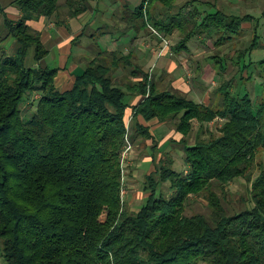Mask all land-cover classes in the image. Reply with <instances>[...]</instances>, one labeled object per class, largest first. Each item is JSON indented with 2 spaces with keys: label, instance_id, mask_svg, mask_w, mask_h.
<instances>
[{
  "label": "trees",
  "instance_id": "1",
  "mask_svg": "<svg viewBox=\"0 0 264 264\" xmlns=\"http://www.w3.org/2000/svg\"><path fill=\"white\" fill-rule=\"evenodd\" d=\"M61 1L13 0L16 19L0 2V43L14 42L13 54L0 44V258L5 264H264V166L256 163L264 151V103L231 94L228 82L218 90L224 92L221 109L160 89L121 45L84 57L72 85L59 89L66 62L43 63L49 49L30 22L55 16ZM89 1H64L67 15H83ZM199 2L187 1L172 15L175 0H142L120 18L121 34L130 32L136 41L152 31L158 40L184 33L172 47L177 53L198 34L217 33L220 44L245 22L258 21L201 10ZM257 34L246 52L257 46ZM118 70L127 73L122 81ZM139 118L174 120L187 166H162L157 181L147 175V195L136 211L123 200L122 157L137 136L153 139ZM217 118L223 121L219 134L202 137L204 126ZM195 122L196 141L188 144L184 137ZM237 178L250 183L251 201L232 211L213 189L224 192ZM162 182H169V194ZM203 193L209 213L188 214L190 196Z\"/></svg>",
  "mask_w": 264,
  "mask_h": 264
},
{
  "label": "rangeland",
  "instance_id": "2",
  "mask_svg": "<svg viewBox=\"0 0 264 264\" xmlns=\"http://www.w3.org/2000/svg\"><path fill=\"white\" fill-rule=\"evenodd\" d=\"M12 1L0 0L6 7L9 17L16 19L19 11L11 4ZM64 1L66 0L61 1L60 9L55 16L30 22L34 30L42 33L43 41L49 49V54L43 63L50 67L58 65L64 67L66 62L65 69L61 70L57 78L59 89L65 90L72 85L73 69L76 72L77 67L84 68L87 60L85 58H88L91 53L94 55L98 48L110 50L112 47L115 49L121 45L119 50L122 52L133 51L132 64L139 65L144 72L154 77L160 89L173 92L177 90L198 103L203 102L221 109L224 92L223 89L220 93L218 90L223 82H228L227 87L231 94H236L235 96L249 94L255 104L264 103V63H261V60H264V0H198L210 1L212 4L207 6L199 2L201 10L218 8L227 14H249L258 21L245 22L239 32L220 44H216L219 38L217 33L198 34L188 41V49L179 51V54L173 52L172 47L184 37V33L176 32L163 40H158L157 33L155 35L152 31L150 37H142L141 34V38L136 41L129 37L130 32L121 34L125 24L120 18L127 10L135 9L142 0H90L87 11L74 18L75 20L67 15L68 9ZM187 1L191 0H175V7L168 14L175 15L177 7ZM161 13L164 14L162 11ZM2 21L0 18V38L5 34ZM255 25H257L256 31ZM67 32L74 33L75 36L81 32L84 34L82 38L75 41V45H72L71 56L64 54L68 51V46L63 44L66 39L69 40ZM256 33H258L257 46L250 49V52H246ZM13 43V40L9 38L0 44L7 49V52L13 54ZM240 55L242 57L239 58ZM213 56L220 61L215 63ZM214 63L221 69L218 71L219 74L214 71ZM126 74L124 70H118L115 75L122 81ZM127 100H129L128 96ZM140 100L141 97L138 96L131 101L137 103ZM130 116L131 112L128 113V120L131 119ZM222 122V119L217 118L207 123L201 136L207 138L210 134H219L218 129ZM132 123L131 120L130 127ZM154 126L153 139L137 136L136 140L128 144L123 152L122 195L124 203L130 210L137 211L147 195L145 190L147 175L152 174L157 181L160 180L157 173L162 166H172L176 171H183L187 166L184 161L183 146L176 140L179 137L182 139L183 136L177 132L174 120H167L164 125L155 124ZM198 127V123L195 122L193 131L184 137L185 142L193 144L196 141ZM256 163L264 166V151L258 152ZM261 166H256V173ZM169 185V182L161 183L162 189L167 194L171 192ZM250 189L251 185L245 178H237L224 188V192L218 185L213 190L222 199L224 197L221 201H224L227 208L234 211L250 203ZM189 201L191 203L187 210L188 214L196 212L207 215L209 213L205 193L192 195ZM0 264H5L3 258H0Z\"/></svg>",
  "mask_w": 264,
  "mask_h": 264
},
{
  "label": "crops",
  "instance_id": "3",
  "mask_svg": "<svg viewBox=\"0 0 264 264\" xmlns=\"http://www.w3.org/2000/svg\"><path fill=\"white\" fill-rule=\"evenodd\" d=\"M73 20H75V19H73ZM73 22V21H72ZM68 25H69V22L67 23ZM70 24H71V22H70ZM245 24V23H244ZM244 24H243V27H244ZM65 28V27H64ZM76 28V27H75ZM67 34L69 35L68 36V39L69 40H65V42L63 43V44H65V46L67 45L68 46V51H67V53L66 52H64V54H65V56H68L70 53H71V50H72V43L70 42L74 37H75V35H74V33H68L67 32ZM42 39H43V35H42ZM60 47H61V45H59ZM64 45H62V47H63ZM113 49V47L110 49V50H112ZM180 52H177V54H179ZM214 57V56H213ZM212 57V59L216 62V58H213ZM216 57V56H215ZM218 61H220V60H218ZM215 64V63H214ZM214 67V71L215 72H217L218 73V71H221V69H219V65L218 66H216V64L213 66ZM73 71H74V69H73ZM219 74V73H218ZM134 104V103H133ZM130 112V111H129ZM128 112V113H129ZM130 121H131V119H129ZM143 124H145V125H147V126H149V128H150V132H151V134L152 135H154L153 133H152V129H153V127L155 128V124H159V125H164V122H160V121H158L157 119H152V120H150V121H148V122H145V121H143L142 119H139ZM155 120H157V121H155ZM150 123V124H149ZM153 124V126H152V124ZM182 136V135H181ZM175 138H176V136H174ZM168 138V137H167ZM181 138L179 137V139H176V140H180ZM163 141H161V143H162Z\"/></svg>",
  "mask_w": 264,
  "mask_h": 264
}]
</instances>
